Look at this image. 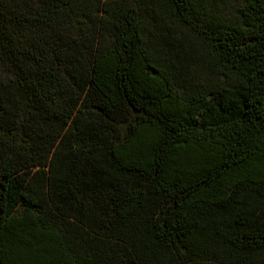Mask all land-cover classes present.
<instances>
[{"label":"trees","instance_id":"trees-1","mask_svg":"<svg viewBox=\"0 0 264 264\" xmlns=\"http://www.w3.org/2000/svg\"><path fill=\"white\" fill-rule=\"evenodd\" d=\"M0 264H264V0H0Z\"/></svg>","mask_w":264,"mask_h":264},{"label":"rangeland","instance_id":"rangeland-1","mask_svg":"<svg viewBox=\"0 0 264 264\" xmlns=\"http://www.w3.org/2000/svg\"><path fill=\"white\" fill-rule=\"evenodd\" d=\"M232 2L236 1V0H231Z\"/></svg>","mask_w":264,"mask_h":264}]
</instances>
